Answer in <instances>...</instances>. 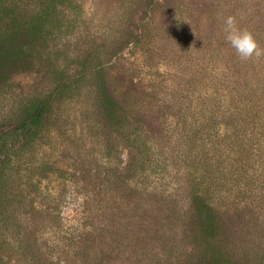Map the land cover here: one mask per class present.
Listing matches in <instances>:
<instances>
[{
  "label": "trees",
  "instance_id": "trees-1",
  "mask_svg": "<svg viewBox=\"0 0 264 264\" xmlns=\"http://www.w3.org/2000/svg\"><path fill=\"white\" fill-rule=\"evenodd\" d=\"M161 1L126 0L108 42L83 0H0V264H264V0L179 50ZM125 44L146 76L123 94Z\"/></svg>",
  "mask_w": 264,
  "mask_h": 264
},
{
  "label": "rangeland",
  "instance_id": "rangeland-1",
  "mask_svg": "<svg viewBox=\"0 0 264 264\" xmlns=\"http://www.w3.org/2000/svg\"><path fill=\"white\" fill-rule=\"evenodd\" d=\"M85 6V24H83L84 36H95V38L105 36L108 42L113 38L114 42L122 38L125 33L127 34V26L125 25V14L128 10L126 7V0H83ZM163 6L158 14V21L160 25L166 30L173 29L174 38L177 40L176 50L182 47L183 43L190 44L191 48L194 47L195 41H201L205 36H208L211 31L210 17L213 13L219 17V22L222 25H226V21L229 14L233 10L235 4L242 12L251 14L256 12L255 5L256 0H184V5L178 7V0H162ZM178 8V9H177ZM174 9H177V13L187 20L188 23H179L174 26ZM176 11V10H175ZM173 14V15H172ZM257 16V15H256ZM258 16L264 17V13ZM210 17V19H209ZM129 30V29H128ZM186 32L187 36L181 39L180 35H176V32ZM191 37V38H190ZM102 41V40H100ZM113 44V42L111 43ZM56 50L52 52L56 53ZM59 52L56 53V55ZM165 68H169L166 66ZM156 72V70H153ZM153 74V72H151ZM158 74V73H156ZM153 74V75H156ZM112 85L120 87V91L124 93L125 84L130 82L139 83L141 91L143 88V78L146 73L143 74V45L136 47H130L126 44L122 46V52L120 60L113 70H111ZM150 75V74H149ZM39 72L23 73L16 77V83H14V91L18 96L27 97L33 95L37 90H41L46 86L45 79H42ZM160 76V75H159ZM48 83V82H47ZM50 83V82H49ZM43 91V90H42ZM6 98L2 96V98ZM16 99V100H17ZM4 101V100H3ZM0 102V107H7L8 102ZM76 111L79 109L75 108ZM78 118L77 114L74 115ZM88 122H82L77 125V134L80 140H84L90 144L88 139H91L89 132L87 131ZM86 149L92 150L90 145H87ZM102 152H95L94 158L99 160L102 158ZM126 158V155L123 159ZM69 195L68 197H70ZM79 203V202H78Z\"/></svg>",
  "mask_w": 264,
  "mask_h": 264
}]
</instances>
